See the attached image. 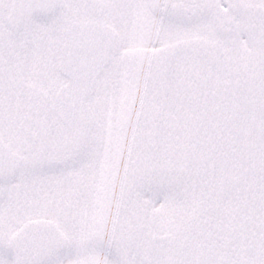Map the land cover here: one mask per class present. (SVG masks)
I'll return each instance as SVG.
<instances>
[{
    "label": "snow or ice",
    "instance_id": "1",
    "mask_svg": "<svg viewBox=\"0 0 264 264\" xmlns=\"http://www.w3.org/2000/svg\"><path fill=\"white\" fill-rule=\"evenodd\" d=\"M0 264H264V0H0Z\"/></svg>",
    "mask_w": 264,
    "mask_h": 264
}]
</instances>
